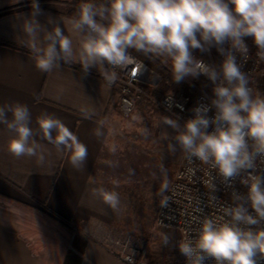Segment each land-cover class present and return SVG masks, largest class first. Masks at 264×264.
I'll return each instance as SVG.
<instances>
[{"label":"clouds","instance_id":"9594fccd","mask_svg":"<svg viewBox=\"0 0 264 264\" xmlns=\"http://www.w3.org/2000/svg\"><path fill=\"white\" fill-rule=\"evenodd\" d=\"M40 14L38 0H32L31 13L23 18L21 28L24 46L43 73L62 64H79L84 73L98 69L112 84L118 78L117 69L143 67L132 54L135 51L170 62L172 83L204 76L213 84L210 103L194 107L193 116L182 124L162 116L161 122L174 133L171 137L163 133V139L175 141L168 144L170 153L175 154L178 145L189 164L198 161L207 166L230 187L238 178L247 192L233 191L234 206L222 208L223 215L205 217L195 235L185 231L176 246L186 264L208 260L258 264L264 260V227H260L264 224V174L258 170L264 165V93L252 86V76L242 71L237 60V53L244 61L248 59L246 38H251L259 61H264V0H82L72 18H60L63 29L47 17L50 30L36 19ZM213 48L222 56L218 65L194 55ZM31 121L26 104L0 106V125L13 133L7 144L10 154L43 163L48 149L37 139L39 134L67 154L74 169L85 166L87 146L62 121L43 114L37 118L38 132ZM95 134L102 135L99 129ZM110 151H116L115 145ZM188 171L194 174L195 170ZM204 184L216 190L211 175ZM166 189L165 179L160 192ZM91 194L112 211L120 210L118 192L98 187ZM167 199L163 197L161 204ZM160 240L163 245L169 243L163 232Z\"/></svg>","mask_w":264,"mask_h":264},{"label":"crops","instance_id":"0c3cea01","mask_svg":"<svg viewBox=\"0 0 264 264\" xmlns=\"http://www.w3.org/2000/svg\"><path fill=\"white\" fill-rule=\"evenodd\" d=\"M38 3L41 14L36 19L49 30L47 17L62 29L60 18L73 17L72 0ZM31 4L32 0H0V106L26 104L32 116L30 126L37 132L41 115L59 119L87 146L88 155L85 166L74 169L67 154L38 134L48 149L43 163L14 157L7 149L13 133L0 125V264H65L75 236L86 241L82 264H127L103 243L108 237L131 236L122 235L128 215L127 195L119 185L120 98L96 68L87 73L79 64H62L50 73L36 68L21 28ZM139 105L149 107L150 102ZM97 129L102 135L95 134ZM113 145L115 152L110 151ZM98 187L119 193V211L91 194ZM173 249L179 264L180 252ZM143 261L167 264L163 254L148 248Z\"/></svg>","mask_w":264,"mask_h":264},{"label":"built area","instance_id":"2783aa9c","mask_svg":"<svg viewBox=\"0 0 264 264\" xmlns=\"http://www.w3.org/2000/svg\"><path fill=\"white\" fill-rule=\"evenodd\" d=\"M246 44L249 49L248 59L244 61L237 53V60L242 64V71L252 76V86L256 88L258 81L264 78V61H259L258 49H255L250 43L246 42ZM205 53L206 57L201 59L206 63L218 65L213 59L211 51ZM217 55L221 62L222 56L218 52ZM137 60L142 62L143 67L128 65L124 69H117V80L112 84L105 81L117 92L120 98L121 112L125 118L132 116L140 102L147 101L183 123L193 116L192 109L194 107L202 103L208 104L213 98L203 94L193 100L190 97H177L168 93L156 99L153 96V90L160 83L161 77L143 61L138 58ZM208 115L211 116L212 112H209ZM189 168L195 170L194 174L188 171ZM258 170L264 174V165L260 166ZM209 175L213 177V182L216 185L215 191H210L204 184V181L209 179ZM233 191L244 195L247 188L239 183L238 178L232 181L230 187L207 166L201 165L198 161L189 164L182 158L180 168L164 195V197H168L167 202L161 204L158 210L156 224L165 230L176 231L178 237L175 244L177 245L185 231L194 236L195 230L200 227V223L205 217L223 215L222 208L234 206ZM260 227H264V224ZM103 243L125 263L145 264L143 256L146 247L135 242L132 236L108 237ZM176 245L175 247L178 249ZM180 257L179 264H186L185 257L181 254ZM205 264H214V261L208 260ZM258 264H264V260H258Z\"/></svg>","mask_w":264,"mask_h":264},{"label":"rangeland","instance_id":"374dc122","mask_svg":"<svg viewBox=\"0 0 264 264\" xmlns=\"http://www.w3.org/2000/svg\"><path fill=\"white\" fill-rule=\"evenodd\" d=\"M250 43L256 47L253 40ZM211 52L213 59L219 64L216 49L213 48ZM205 57V52L197 51V58ZM256 89L264 93V78L258 81ZM168 93L175 95L172 91ZM203 94L213 97L211 88L209 92L199 93L198 96ZM195 95L197 94H191V96ZM136 108L129 118H125L122 114L119 115L122 167L119 185L124 188L127 195L128 215L127 230H122V235L131 234L136 242L142 243L148 250L163 254L167 264H176L177 260L172 255V251L178 234L176 231L165 230L156 224L161 200L167 190L160 192L161 183L166 179L169 186L183 158L178 145L175 154L168 150V144L175 143V141L163 139V133L167 132L169 137L174 133L171 128L161 122L162 116L175 117L160 110L154 104L149 107L138 104ZM161 166L164 172L161 171ZM161 232L169 237L168 245L161 244Z\"/></svg>","mask_w":264,"mask_h":264},{"label":"trees","instance_id":"16d2710c","mask_svg":"<svg viewBox=\"0 0 264 264\" xmlns=\"http://www.w3.org/2000/svg\"><path fill=\"white\" fill-rule=\"evenodd\" d=\"M72 2L74 7L71 9L70 15L74 16L82 0H72ZM96 2L99 3L100 0H96ZM251 40V38H246L247 43H250ZM254 48L257 49V46ZM132 54L141 61L145 62L160 75L161 81L153 90V96L156 99L168 94V91H172L177 97H190L194 100L198 97L199 93L209 92L210 88H213L210 81L201 76L199 79L187 78L184 82L179 84L172 83L170 62L166 63L163 58L145 56L140 53H136L135 51H133ZM191 94L197 95L191 96ZM150 105H152V103H150ZM72 246L73 249L69 251L65 264H82V254L85 251L86 241L79 236H75Z\"/></svg>","mask_w":264,"mask_h":264}]
</instances>
